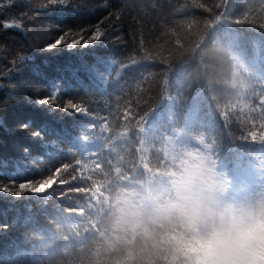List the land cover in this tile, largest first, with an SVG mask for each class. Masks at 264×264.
<instances>
[{"label": "trees", "instance_id": "1", "mask_svg": "<svg viewBox=\"0 0 264 264\" xmlns=\"http://www.w3.org/2000/svg\"><path fill=\"white\" fill-rule=\"evenodd\" d=\"M46 4L0 0V187L44 180L0 192V264H93L106 201L157 187L170 154L208 153L233 186L264 166V0Z\"/></svg>", "mask_w": 264, "mask_h": 264}, {"label": "clouds", "instance_id": "2", "mask_svg": "<svg viewBox=\"0 0 264 264\" xmlns=\"http://www.w3.org/2000/svg\"><path fill=\"white\" fill-rule=\"evenodd\" d=\"M170 160L157 187L111 194L93 264H264V187L230 195L206 152Z\"/></svg>", "mask_w": 264, "mask_h": 264}, {"label": "snow or ice", "instance_id": "3", "mask_svg": "<svg viewBox=\"0 0 264 264\" xmlns=\"http://www.w3.org/2000/svg\"><path fill=\"white\" fill-rule=\"evenodd\" d=\"M67 5L68 4V0H47V5H51V6H56V5ZM17 27L19 28L20 25L16 24V25H6V27ZM83 31L86 30H82L81 32L76 33V38H72V34L70 32H65L63 35L59 36L58 39H56L53 43H49L45 46V50H52L57 48L58 46H60L62 43L67 45V47L72 48L75 47L76 45L79 44H83V46H87L88 44L95 42V41H100L102 36L104 35V31L103 29L99 26L96 25L94 27V30L91 31L87 36H85L83 34ZM21 59H23V57H21ZM86 73L87 72H92L94 71V69L91 68H85L83 69ZM35 71L39 72L40 70L37 68L35 69ZM79 70H73V72H78ZM74 79H76L77 77L74 75L73 76ZM56 100V96L55 93H53L50 96L47 97H43V98H37L35 103L39 104V105H51L52 103H54ZM56 107H61V105L59 103L56 104ZM63 110L64 111H73L75 112L77 115L80 114V112L83 110L82 107L76 103H73L71 101H69L68 103L63 105ZM20 129L21 131L25 132L28 135H31L32 137H39L41 135L40 131H36V130H32L30 127V122H21L20 124ZM46 179V178H45ZM44 183V180H39L36 181L35 183L33 182H27V183H21L18 186V189H12L9 188L7 186H3L0 187V192H4V193H8L12 196L15 197H20L22 193L24 192H31L33 194H41L38 189L40 187V184ZM5 228L7 227L6 225L4 226Z\"/></svg>", "mask_w": 264, "mask_h": 264}, {"label": "rangeland", "instance_id": "4", "mask_svg": "<svg viewBox=\"0 0 264 264\" xmlns=\"http://www.w3.org/2000/svg\"><path fill=\"white\" fill-rule=\"evenodd\" d=\"M229 185L231 188L230 195H239L245 191L259 190L261 187H264V166H256L251 168L244 175V178L240 182V185L236 187L231 184Z\"/></svg>", "mask_w": 264, "mask_h": 264}]
</instances>
